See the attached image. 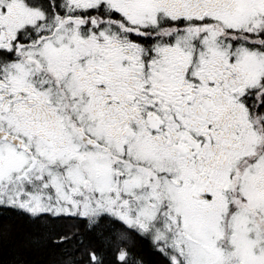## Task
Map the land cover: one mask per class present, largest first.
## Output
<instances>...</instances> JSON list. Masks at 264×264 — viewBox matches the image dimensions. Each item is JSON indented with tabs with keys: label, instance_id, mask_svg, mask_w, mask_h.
I'll return each instance as SVG.
<instances>
[{
	"label": "snow or ice",
	"instance_id": "snow-or-ice-1",
	"mask_svg": "<svg viewBox=\"0 0 264 264\" xmlns=\"http://www.w3.org/2000/svg\"><path fill=\"white\" fill-rule=\"evenodd\" d=\"M0 264H264V0H0Z\"/></svg>",
	"mask_w": 264,
	"mask_h": 264
}]
</instances>
